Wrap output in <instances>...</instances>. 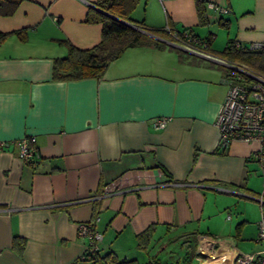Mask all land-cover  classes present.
Returning <instances> with one entry per match:
<instances>
[{
  "label": "crops",
  "instance_id": "1",
  "mask_svg": "<svg viewBox=\"0 0 264 264\" xmlns=\"http://www.w3.org/2000/svg\"><path fill=\"white\" fill-rule=\"evenodd\" d=\"M94 2L21 0L0 14L11 32L0 43V264H89L77 225L95 218L99 253L139 264L136 234L150 225L152 249L175 232L196 235L197 253L213 239L219 264L259 250L256 143L218 145L229 67L191 51L221 58L230 39L264 44V0H201L203 20L197 0H137L129 23L163 46L126 48L100 78H54L61 39L81 49L101 40L102 23L85 20Z\"/></svg>",
  "mask_w": 264,
  "mask_h": 264
},
{
  "label": "trees",
  "instance_id": "2",
  "mask_svg": "<svg viewBox=\"0 0 264 264\" xmlns=\"http://www.w3.org/2000/svg\"><path fill=\"white\" fill-rule=\"evenodd\" d=\"M20 1L21 0H0V14L12 13ZM136 2L137 0H95L94 4L96 9L90 7L87 11L85 20L102 23L101 40L90 48L81 49L74 46L66 39H61L60 41L65 42L68 52L64 57L54 58L53 77L60 80H72L84 77L100 78L104 74L108 64L118 58L126 48L145 44L163 46L164 44L161 43L160 40L140 30H148L142 23H133L129 25L123 22H130L129 13ZM201 3V0H197L198 15L200 20H203L205 15ZM185 30L188 33L190 32L189 29H184L182 31ZM182 31H178L177 34L182 36L184 34ZM10 33L11 32H0V43ZM15 33L20 35V38L24 37L22 35V30L15 31ZM158 33L163 34L162 31H158ZM210 39L211 35L204 39L203 42L205 46H208ZM233 42L234 39L228 40L226 47L220 52L221 58L228 62L245 65L253 71L264 74V49H243L235 46ZM178 54L180 56L183 55L179 50ZM224 71L225 76H228L233 70L224 68ZM154 231V226L150 225L143 231L137 233L136 246L145 252L149 251ZM13 245L18 250H21L24 245V239L15 238ZM85 262H89V264H139L135 259H120L112 251L100 254L99 249L90 255Z\"/></svg>",
  "mask_w": 264,
  "mask_h": 264
},
{
  "label": "built area",
  "instance_id": "3",
  "mask_svg": "<svg viewBox=\"0 0 264 264\" xmlns=\"http://www.w3.org/2000/svg\"><path fill=\"white\" fill-rule=\"evenodd\" d=\"M207 6L209 8L215 7L210 2L207 3ZM166 29L171 31L169 27ZM173 36L181 41V36L179 37L177 32H173ZM184 36L191 38V35L187 33ZM233 43L243 49H264L262 43L243 45L236 40ZM229 63L231 64L229 68L233 71L223 78L227 85V91L215 119L218 128V145L225 148L231 140L236 139L255 142L254 155L259 163V171L262 177L261 192L255 197L259 204L260 213L257 221V240L262 243V246L253 252L236 251L230 259V264H264V74L253 71L242 64ZM153 124L156 127H164L166 118L157 117ZM22 153H27L25 144ZM95 220L82 221L77 225V234L89 239L79 257L82 261H86L90 255L99 249L98 242L102 239V233L95 229ZM214 246V240L210 238L201 242L197 253L200 264H208L207 261L216 258L214 257L215 253H211ZM214 251L216 250L214 249Z\"/></svg>",
  "mask_w": 264,
  "mask_h": 264
},
{
  "label": "rangeland",
  "instance_id": "4",
  "mask_svg": "<svg viewBox=\"0 0 264 264\" xmlns=\"http://www.w3.org/2000/svg\"><path fill=\"white\" fill-rule=\"evenodd\" d=\"M197 241L196 235L184 239L182 235H177L175 232L166 233V237L162 239L157 248L152 249L151 247L150 252H144V262L141 264H200L195 255L197 254L195 251ZM212 261H217L216 263L219 264L217 258Z\"/></svg>",
  "mask_w": 264,
  "mask_h": 264
},
{
  "label": "water",
  "instance_id": "5",
  "mask_svg": "<svg viewBox=\"0 0 264 264\" xmlns=\"http://www.w3.org/2000/svg\"><path fill=\"white\" fill-rule=\"evenodd\" d=\"M123 21V20H122ZM123 22H125V23H127V24H129V25H132L131 23H129V22H127V21H123ZM142 32H144V33H146V34H148V35H150V36H153V37H156L155 35H153L151 32H149V31H147V30H144V29H140ZM157 38V37H156ZM183 48V47H182ZM183 49H185V50H187L188 51V49L187 48H183ZM189 51H191V49L189 50ZM191 52H194V53H199L200 55H202V56H204V57H207V58H209V59H212V60H215V61H217V62H219V63H221V64H223V65H226V66H228V67H230L231 66V64L228 62V61H226V60H224V59H221V58H218V57H216V56H213V55H209V54H204V53H202V52H195V51H191Z\"/></svg>",
  "mask_w": 264,
  "mask_h": 264
}]
</instances>
